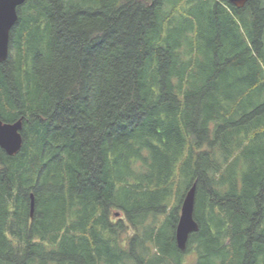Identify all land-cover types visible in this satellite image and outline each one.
<instances>
[{
    "label": "trees",
    "instance_id": "trees-1",
    "mask_svg": "<svg viewBox=\"0 0 264 264\" xmlns=\"http://www.w3.org/2000/svg\"><path fill=\"white\" fill-rule=\"evenodd\" d=\"M0 120V264H264V0H25Z\"/></svg>",
    "mask_w": 264,
    "mask_h": 264
},
{
    "label": "water",
    "instance_id": "water-1",
    "mask_svg": "<svg viewBox=\"0 0 264 264\" xmlns=\"http://www.w3.org/2000/svg\"><path fill=\"white\" fill-rule=\"evenodd\" d=\"M236 8H241L247 0H226ZM25 0H0V63L8 56L9 33L17 21V8L24 4ZM21 120L5 123L0 120V149L8 156L16 154L22 145L20 131ZM195 199V184L185 193L181 205L178 221L175 227V243L180 251L186 248L189 236L196 232L198 226L193 219ZM31 211L33 200H31Z\"/></svg>",
    "mask_w": 264,
    "mask_h": 264
}]
</instances>
